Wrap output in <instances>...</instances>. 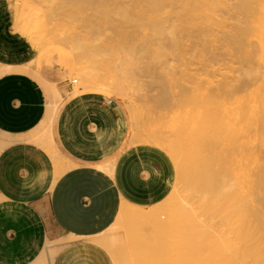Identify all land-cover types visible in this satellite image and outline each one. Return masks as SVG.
<instances>
[{"label": "crops", "instance_id": "1", "mask_svg": "<svg viewBox=\"0 0 264 264\" xmlns=\"http://www.w3.org/2000/svg\"><path fill=\"white\" fill-rule=\"evenodd\" d=\"M34 56L0 0V66L9 68L0 72V264H35L69 235L81 237L47 264H180V227L159 208L174 183L166 151L130 142L126 110L111 96L73 99L59 82L51 98ZM114 226L117 259L95 239Z\"/></svg>", "mask_w": 264, "mask_h": 264}, {"label": "rangeland", "instance_id": "2", "mask_svg": "<svg viewBox=\"0 0 264 264\" xmlns=\"http://www.w3.org/2000/svg\"><path fill=\"white\" fill-rule=\"evenodd\" d=\"M2 1L13 9L15 29L35 48L29 64H40L42 77L34 75L42 84L74 87L78 81L71 76L79 80L78 73L66 72L61 61L77 58L91 62L96 77L120 84L121 92L109 96L126 110L133 143L143 142L142 132H165L186 150L173 125L187 109H199L220 125L241 117V134L254 149L253 104L264 99V0H209L183 9L133 4L126 16L118 6L105 10L96 3ZM20 15L39 31L35 39L16 28ZM154 23L164 25L162 39ZM201 139L196 135L192 148L207 157L212 176L216 150ZM182 186L177 181L159 207L180 227V264H264V230L234 234L208 227L201 192ZM178 203H186L189 213L176 216L172 207Z\"/></svg>", "mask_w": 264, "mask_h": 264}, {"label": "bare ground", "instance_id": "3", "mask_svg": "<svg viewBox=\"0 0 264 264\" xmlns=\"http://www.w3.org/2000/svg\"><path fill=\"white\" fill-rule=\"evenodd\" d=\"M80 3H96L105 10L118 6L125 16L128 14L127 6L139 4L141 6H174L177 8H195L206 4L209 0H70ZM158 22V21H157ZM16 28L35 39L39 31L33 24H26L22 15L19 16ZM154 30L158 39H162L164 25L154 23ZM169 31L168 33H170ZM35 37V38H34ZM173 41L176 42L173 36ZM37 42V41H36ZM66 72L76 70L79 76H71V81L76 82L69 97L75 99L89 94L100 97H110L109 93H120L121 86L118 82H107L95 76V67L87 60L81 58L62 60ZM9 67V66H7ZM9 68L0 66V72ZM41 66L32 69L37 76L41 74ZM49 96L53 99L59 97L58 90L52 83H45ZM83 87V89H81ZM120 103V101L118 100ZM255 137L254 149L248 144L249 137L243 138L241 130L244 123L241 117L227 120L222 125L212 121L209 117H201L202 110H186L185 117H177L173 125V132L178 135L181 146L165 132H142L139 139L144 143L156 142L166 147L172 156L170 161L174 166V183L183 184V189L200 191L202 196L203 215L208 227L220 225L227 232L253 233L264 230V99L254 103ZM103 104L101 109L103 110ZM105 113V111L103 110ZM252 116V113H251ZM220 127V128H218ZM220 130V131H219ZM199 135L203 145L212 142L216 152L213 154V175L208 171V159L203 154L198 155L193 145V138ZM7 136L0 132V149L8 141ZM130 142H133L130 139ZM156 143L154 145H156ZM153 144V143H152ZM165 151V150H164ZM172 187V188H173ZM172 191V190H171ZM206 205V208H205ZM176 216L179 213L188 214L186 203H178L172 207ZM185 219V218H184ZM192 220V218H191ZM151 227L150 223H146ZM81 236L69 235L57 241H50L42 251L35 264L50 263L59 247L67 240ZM95 239L106 247L117 259V243L119 234L116 226L110 228L105 234L95 236Z\"/></svg>", "mask_w": 264, "mask_h": 264}]
</instances>
